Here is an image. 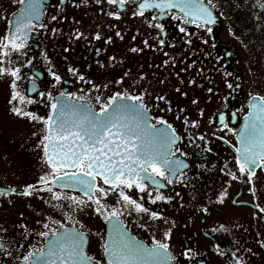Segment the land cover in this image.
I'll use <instances>...</instances> for the list:
<instances>
[{
    "label": "snow or ice",
    "instance_id": "obj_1",
    "mask_svg": "<svg viewBox=\"0 0 264 264\" xmlns=\"http://www.w3.org/2000/svg\"><path fill=\"white\" fill-rule=\"evenodd\" d=\"M64 2L58 0L57 4L49 5L47 0H19L22 5L19 15L13 14L16 17L14 21L6 20L5 34L0 36V77L11 78L10 111L17 117L43 125V134L35 148L42 153L46 169L36 183L27 184L22 189L0 187V197L12 194L32 197L47 193L48 199L44 202L53 212L60 213V218L42 216L37 220L41 230L34 233H30L24 224L16 226L21 229L20 239L28 241L29 235H35L42 240L39 247L29 241L30 250L17 257L18 264H179V257L171 251L169 243L171 228L160 232V238L155 231L158 221H163L165 225L169 221L160 211L146 206V202L151 205L171 203L174 197L166 195L164 189L192 183L188 177L192 165L188 162V153L180 146L184 137L161 115L173 111L167 96L153 91L150 85L145 87L142 82L146 76L143 73L133 76L130 70L112 81L97 84L69 66L67 71L81 84L89 86L77 91L68 90L66 85L69 81L58 74L54 66L48 67L50 82L41 81L44 83L43 90L38 83L41 73L32 71L28 75L24 71L31 69L35 59L29 55V41L34 39V34L40 36L48 31L57 32L56 28L49 29L46 10L51 7L56 11L47 19L49 22L57 21L59 6ZM95 3L101 6L106 3L115 8L107 15L116 20L121 19L122 12L132 18H144L147 26L156 32L158 45L172 48L176 45L166 43L163 22L166 17L176 22L178 32L184 37L191 35L187 25H195L211 34L220 7L217 0H95ZM252 6L258 7L264 14V0H256ZM146 13L149 15L146 16ZM115 35L123 39L120 31H116ZM74 38H84V34L77 31ZM93 38L100 40V33L97 32ZM132 39L135 40L136 36ZM111 42L112 37H107L105 43ZM191 42V39H184L185 44L190 45ZM144 45L149 46L147 40ZM130 51L137 53L143 49L133 47ZM96 52L99 55L100 50ZM41 55L45 63L51 65L46 51H42ZM109 60L116 62V57H109ZM171 62L175 67V58H171ZM168 64L166 59L164 65ZM181 71L186 70L182 68ZM176 76L179 79L180 73ZM126 81H131L127 87L124 86ZM159 83L163 85L165 80ZM188 83L192 85L196 81L189 80ZM113 88L118 90L113 91ZM175 91L179 93L180 88ZM207 92L211 94L213 89L209 87ZM181 95L187 96V93ZM191 103L198 105L199 100L193 99ZM33 105H42L46 114L29 110V106ZM247 108L244 125L234 133L239 146L231 145L236 171H231L225 164L221 173L230 181L248 183L249 191L255 195L253 178L257 169L264 170V95H251ZM153 109L156 115H153ZM203 113L204 110L200 109L201 117ZM219 119L228 129L224 116ZM183 123L185 130L200 126L197 120H190L187 116L183 117ZM197 138L203 141L205 135ZM197 168L206 166L197 165ZM227 194L226 185L222 186L217 193V202L222 204ZM175 196H180V193H175ZM39 198L44 200L43 195ZM255 207L264 217V207L258 204ZM198 210L205 214L209 211L208 207ZM87 212L102 219L106 225L105 232L95 234L100 241L99 256L90 254L89 232L84 230L85 225L79 219L81 213ZM131 218H134L136 227L149 234L150 242L132 233L125 223V219ZM212 231L227 233L229 229L220 224ZM8 235V228L0 225V251L11 256L12 252L5 248L3 239ZM260 246L264 247V242H260ZM214 247L218 255L231 257L232 264H246L245 259L238 255L241 251L239 247L231 252L222 251L218 244ZM18 248L24 249L25 244H19ZM247 251L251 252V249ZM181 255L186 261H192L200 254L187 247ZM199 264H204V261L201 259Z\"/></svg>",
    "mask_w": 264,
    "mask_h": 264
},
{
    "label": "flooded vegetation",
    "instance_id": "obj_2",
    "mask_svg": "<svg viewBox=\"0 0 264 264\" xmlns=\"http://www.w3.org/2000/svg\"><path fill=\"white\" fill-rule=\"evenodd\" d=\"M217 2L220 5L217 10L218 20L212 25L211 34L195 25H187L191 35L184 37V34L178 32L175 21L167 17L164 19L166 43L176 45L172 48L158 45L156 32L147 26L144 18H132L122 12L121 19L116 20L107 15L109 10L116 9L106 3L101 6L95 0H65L59 6L57 21L49 22L47 18L56 14V11L51 7L46 10V23L49 29L56 28L57 32L53 34L48 31L40 36L34 34V39L29 41V55L35 59L31 69L26 68L24 71L28 75L32 71L40 72L38 83H48L51 80L47 75L48 67L54 66L58 74L69 81L66 85L69 91L89 87L81 84L67 71L69 66L97 84L119 78L129 70L133 76L143 73L146 76L142 82L145 87L150 85L153 91L166 95L171 101L173 111L161 115L184 137L180 146L188 153L187 159L192 165L188 171L191 185L176 184L163 190L166 195L174 197L171 203L158 202L151 205L146 202L147 207L160 211L169 221L167 225L163 221L157 222V238H160V232L171 228L169 243L171 251L179 257V264H199L201 259L204 264H232L231 257L217 254L214 247L217 244L222 251L228 252L236 251L239 247L241 251L238 255L245 259L246 264H264V247L260 246V242H264V217L255 207L257 204L264 207V170L257 169L253 178L255 195L249 191L248 183L230 181L221 173L225 164L231 171H236L233 161L235 153L231 145H239L234 133L245 122L250 96L264 95V14L258 7L252 6L256 0ZM47 3L55 5L58 0H47ZM20 7L19 0H0V36L5 34L6 20H12L15 16L13 14ZM220 12L223 15H219ZM77 31L83 33L84 38L75 39L74 33ZM116 31H120L122 40L115 35ZM97 32L101 35L100 40L93 38ZM109 36L112 42L106 44L105 40ZM133 36H136L135 40ZM184 39H191V44H185ZM145 40L149 43L148 47L144 45ZM204 40L208 42L203 43ZM133 47L142 48L143 51L133 53L130 51ZM97 49L100 50L99 55ZM42 51H46L51 65L45 63ZM113 56L116 62L109 60ZM171 58H175V67L172 66ZM166 59L169 60L167 66L164 65ZM182 68L186 71H181ZM176 73H180L179 79ZM160 80H165V83L161 85ZM189 80H195L196 83L190 85ZM44 83H41L42 90ZM128 83L131 81H126L124 86L127 87ZM177 87L180 88L179 93L175 91ZM209 87L213 89L211 94L207 92ZM115 90L118 88H113ZM181 93H187V96ZM5 97L9 102L11 96H0V99ZM193 99H198L199 104L193 105ZM161 107L164 105L161 104ZM180 109L186 111L181 113ZM200 109L204 110L202 117L199 115ZM29 110L46 114L42 105L29 106ZM156 114L153 109V115ZM221 115L228 129L233 131L224 128L219 119ZM177 116L181 118L177 119ZM184 116L197 120L200 126L185 130ZM43 131V125L33 122L17 131L0 123V162L16 160L20 163H40L41 152L35 145ZM201 134L205 135L203 141L197 138ZM197 165H205L206 168L198 169ZM225 185L228 194L221 204L217 202V193ZM177 192L180 193L178 197L175 196ZM200 207H208V213L200 212ZM55 217L60 218L58 211ZM79 219L85 225L84 230L89 232L90 254L99 256L100 241L95 234L105 232L106 225L102 219L99 225L90 212L84 213L83 219L80 215ZM133 220L125 219L132 233L150 242L149 234L136 227ZM5 221L9 235L3 239L5 248L12 255L0 251V264H18L17 257L30 250L28 242L39 247L42 240L35 235H29L28 241L20 239L21 229L16 226L24 224L30 233H34L41 230L40 225L37 220L31 223L16 221L14 214H10ZM94 222H97V226H94ZM220 224H224L229 232L212 231ZM19 244H25V248L19 249ZM187 247L200 255L192 261H186L181 253ZM247 249H251V252Z\"/></svg>",
    "mask_w": 264,
    "mask_h": 264
},
{
    "label": "rangeland",
    "instance_id": "obj_3",
    "mask_svg": "<svg viewBox=\"0 0 264 264\" xmlns=\"http://www.w3.org/2000/svg\"><path fill=\"white\" fill-rule=\"evenodd\" d=\"M3 7L5 8L6 5H3ZM10 79V77H0V96H11V89L9 86ZM0 104V123H2L4 127H12V129L17 131L20 130L22 126L32 123L26 118L13 115L10 111L11 106L6 97L5 99H0ZM13 135H16V133ZM44 170L46 169L42 161L38 164L27 162L20 163L16 160H12V162L8 163L0 162V185L22 189L27 184L36 183L37 178ZM40 195H43L44 200L39 198ZM47 199V193L33 195L32 197H24L18 194L0 197V225L7 226L5 220L10 214H14V219L16 221L29 223L40 220L42 216H55L57 212H53L44 202ZM38 213L40 215H38ZM80 215L83 219L84 213ZM94 219L100 225V219L95 216ZM97 222H94V226H97Z\"/></svg>",
    "mask_w": 264,
    "mask_h": 264
},
{
    "label": "water",
    "instance_id": "obj_4",
    "mask_svg": "<svg viewBox=\"0 0 264 264\" xmlns=\"http://www.w3.org/2000/svg\"><path fill=\"white\" fill-rule=\"evenodd\" d=\"M19 15V14H18ZM1 187V186H0Z\"/></svg>",
    "mask_w": 264,
    "mask_h": 264
}]
</instances>
